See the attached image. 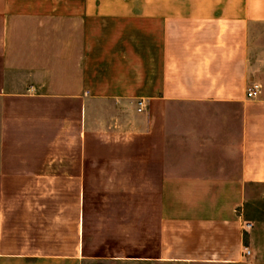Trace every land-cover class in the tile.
<instances>
[{
  "label": "crops",
  "instance_id": "obj_1",
  "mask_svg": "<svg viewBox=\"0 0 264 264\" xmlns=\"http://www.w3.org/2000/svg\"><path fill=\"white\" fill-rule=\"evenodd\" d=\"M263 208L264 0H0V264H242Z\"/></svg>",
  "mask_w": 264,
  "mask_h": 264
},
{
  "label": "rangeland",
  "instance_id": "obj_2",
  "mask_svg": "<svg viewBox=\"0 0 264 264\" xmlns=\"http://www.w3.org/2000/svg\"><path fill=\"white\" fill-rule=\"evenodd\" d=\"M254 215L259 219V222L264 220V208L259 211L258 209H254ZM258 225V229H260L257 235L254 237L253 245L255 247V251L250 258H248L242 264H264V227ZM260 226V227H259ZM263 230V231H261ZM90 264V263H89ZM91 264H102V263H91Z\"/></svg>",
  "mask_w": 264,
  "mask_h": 264
},
{
  "label": "built area",
  "instance_id": "obj_3",
  "mask_svg": "<svg viewBox=\"0 0 264 264\" xmlns=\"http://www.w3.org/2000/svg\"><path fill=\"white\" fill-rule=\"evenodd\" d=\"M260 89H261L260 85H258V84L253 85L252 88L250 90H248L247 97L248 98L256 97L260 93ZM140 105H142V104H140ZM140 111H141V109H140ZM246 254L249 255V251L247 249H246Z\"/></svg>",
  "mask_w": 264,
  "mask_h": 264
}]
</instances>
